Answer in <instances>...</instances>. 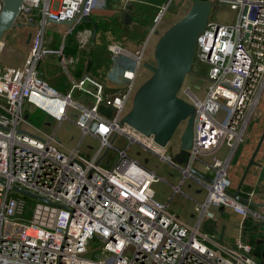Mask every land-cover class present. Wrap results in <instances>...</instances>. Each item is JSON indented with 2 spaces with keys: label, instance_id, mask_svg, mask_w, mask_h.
I'll list each match as a JSON object with an SVG mask.
<instances>
[{
  "label": "built area",
  "instance_id": "built-area-1",
  "mask_svg": "<svg viewBox=\"0 0 264 264\" xmlns=\"http://www.w3.org/2000/svg\"><path fill=\"white\" fill-rule=\"evenodd\" d=\"M94 1L60 0L54 12L50 0H38L34 7L24 2L12 27L27 33L29 53L20 64L0 66V264H264L242 235L245 218L260 217L250 209L255 191L240 189L247 200L241 202L231 194L227 175L264 90V0H223L234 19L216 27L210 18L198 34L192 70L207 64V86L203 98L188 86L178 94L196 110L193 145L182 162L173 157L178 146L172 156L165 155L168 146L119 125L131 107L144 49L166 3L139 48L109 43L110 63L100 74L84 70L61 92L39 72V61L50 50L49 20H74L62 30L65 41L56 54V62L68 67L78 59L66 52L68 38L72 35L80 46L88 41L84 16L91 20ZM26 106L40 109L58 126L73 122L81 131L76 145L63 146L56 131L34 134L19 128ZM86 135L99 141L92 156L81 152ZM118 135L128 140L126 149L136 144L178 168L180 184L192 178L203 186L205 196L194 204L191 222L155 200L152 184L159 176L126 149L118 150L113 166L101 165ZM222 146L226 154L219 157ZM196 161L202 171L194 167ZM224 210L239 219L232 244L220 237L224 222L217 221L216 211L222 215ZM206 220L213 223L212 231L203 227Z\"/></svg>",
  "mask_w": 264,
  "mask_h": 264
},
{
  "label": "rangeland",
  "instance_id": "rangeland-1",
  "mask_svg": "<svg viewBox=\"0 0 264 264\" xmlns=\"http://www.w3.org/2000/svg\"><path fill=\"white\" fill-rule=\"evenodd\" d=\"M146 1L151 2L152 0ZM181 1L183 0L166 1V10L157 26L159 29L160 27H162V23L167 19L169 13L176 11V16H182L186 9L180 8L177 10V8L180 7ZM216 4H219V6L218 8L214 7L211 14V19H213L214 13L218 14L221 20L234 18V12L230 9L228 1L215 0V6ZM142 5L143 6L139 8V11L141 12V14H144V16L147 17V15H149L152 10L150 8L151 6L147 4ZM157 11H160V8H158ZM144 16L140 17L144 18ZM137 21L139 23L142 22L140 18ZM99 27L100 31L109 28L111 30L113 29V31L115 30L114 24L104 18L100 19ZM137 28L138 27H133V29H121L120 27H118V37L122 38L123 36H127L128 38L135 39L138 37V35H140ZM90 36L88 38V41L83 46H80L72 35L69 36L66 52L70 55H74L75 57L77 56L78 59L77 61H75V63H72V65L69 64L68 67H62L63 65H60L56 62V54L65 41L63 35H58V37L56 36V40L50 45V50L48 51V53L39 61V72L47 82H49L57 89H59V85H62L61 88L67 87L68 89L69 83L81 74L87 62H89V70L91 71V73L98 75V72L103 71V65L108 60L109 56L108 45L110 42L107 41L106 37L102 33H100L99 37H96L94 33L91 38ZM156 38L152 37V39L150 40V42H148L144 49V56L142 58L141 66L139 67L136 76V87L139 86V82L141 80L151 74V72L146 67H144V62H154L153 48ZM26 39L27 33L25 32V30L11 29L5 34L0 46V66L17 65L27 57L29 53V46L27 45L28 42ZM129 48L131 50H135L139 47H137L136 44L134 46H129ZM22 53L23 55H20ZM15 55H18V57L14 58ZM193 73L194 74H189L186 76L183 87L188 86L194 94H196L199 98H203L204 91L207 86V81L205 80L208 73L207 64L201 63L199 66H196L195 70H193ZM180 92L182 94V91ZM25 109L26 112L24 114L26 115V121L24 125H19V128L24 127L34 134H40V131L42 133L52 134V132L56 131L55 134L60 139L61 144L67 148L74 147L78 142L81 136V131L74 125L73 122L66 120L58 126V123L54 119L47 116L40 109H34L29 106H26ZM262 109L264 110V90L258 108L246 129L244 136L245 139L235 150L234 156L229 165H231L235 161L236 157L239 154V151L241 152L243 144L247 141L250 127L252 123L259 118ZM183 124L184 123L181 124L180 128L177 129V132H175V134L172 136L170 144L165 151V155L172 156L175 148L179 146V138ZM114 144L115 149H109L106 158L101 161V165L104 167L109 168L117 162L119 158L118 150L126 149L128 140L126 139V137L118 135L115 138ZM88 146H92L93 148H89ZM98 146V139L90 135H86L81 146V152L85 156H92ZM126 151L128 156L137 160L147 169L155 172L156 175L159 176L160 179L152 184V189L155 192V200L163 204L166 203L168 205V209L171 212L177 214L185 222H191L190 218L193 213L194 204L196 203V201H201L204 198L205 189L203 188V186L198 181L192 178H187L182 184H180L182 173L178 168L171 166L168 162L161 160L157 155L148 150L142 149L136 144L129 145ZM224 154H226V147L222 146L218 153V156L223 157ZM106 160H108V162ZM205 161H210V157H206ZM194 167H197L198 169H200V171H202L203 164L200 161H196L194 163ZM177 185H179L180 190L175 192L172 186ZM198 190L199 192H197ZM30 201L33 202L32 200ZM228 213V211L224 210L222 211V215H220L216 211L217 221H226L229 216ZM209 224L213 223H210V221L206 220L203 222V227ZM226 236H228V234H226Z\"/></svg>",
  "mask_w": 264,
  "mask_h": 264
},
{
  "label": "water",
  "instance_id": "water-1",
  "mask_svg": "<svg viewBox=\"0 0 264 264\" xmlns=\"http://www.w3.org/2000/svg\"><path fill=\"white\" fill-rule=\"evenodd\" d=\"M188 10L172 25L162 32L156 31L157 39L153 48L154 62H144L151 74L135 90L131 107L119 121V125L127 124L145 136H152L153 141L161 147L170 143L172 136L180 128L178 151L173 157L177 162H182L188 150L193 145L195 107L189 101L180 97L185 78L193 73L196 39L202 32L211 17V0H189ZM0 42L5 34L12 29L15 19L20 12L24 0H0ZM90 21L88 16H84ZM131 19L129 12L124 15L123 22L127 24ZM213 20V19H212ZM50 22L70 25L74 20ZM219 26L217 20H213ZM34 25L30 26V30ZM95 33V30H94ZM264 136V130L260 142ZM115 136L112 138L114 140ZM58 140V138L56 137ZM259 142V143H260ZM259 143L245 168L244 174L231 194L243 203L247 200L239 195V188L243 183L245 174L254 163ZM194 173H198L193 170ZM201 175V174H200ZM205 180L208 177L203 176ZM251 205H254L251 203ZM222 237V233L220 235Z\"/></svg>",
  "mask_w": 264,
  "mask_h": 264
},
{
  "label": "crops",
  "instance_id": "crops-1",
  "mask_svg": "<svg viewBox=\"0 0 264 264\" xmlns=\"http://www.w3.org/2000/svg\"><path fill=\"white\" fill-rule=\"evenodd\" d=\"M163 1V2H162ZM167 0H152L151 2H148L146 0H95L94 5H91L90 7V18L91 20L88 22L93 23H100V19L104 18L108 20L109 22L114 24L115 30L104 29L103 31H100V27H98L97 30H94L92 27L88 26L86 23H84V28L90 29L93 35H96V37L100 36V33H102L107 41L110 43L112 41L123 43L126 46H134L140 44L144 38L147 35L148 29L153 25L154 17L157 13V10L159 6L163 3H166ZM212 1V12L214 7L218 8L219 4H216L215 6V0ZM26 4H30L33 7L37 5L38 0H25ZM189 0H183L180 2V7L177 8H185V12L188 10L190 6ZM1 4V3H0ZM147 4L151 6L152 9L149 15L144 16V14H141L139 11V8H141L143 5ZM60 7V0H50L49 9L50 11H58ZM130 7V8H128ZM153 7V8H152ZM36 8V7H35ZM132 8V9H131ZM36 12V11H35ZM126 12H129L131 15V19L127 24H124V15ZM176 12V11H175ZM172 12L168 14L167 19L162 23V27L160 29L158 28L157 31L162 32L165 29H167L170 25H172L179 17L176 16V13ZM184 12V13H185ZM211 12V14H212ZM183 13V14H184ZM182 14V15H183ZM140 16H144V18H141ZM140 18L142 22H138L137 20ZM211 18V17H210ZM234 19V18H233ZM233 19L227 18L225 20H221L219 18L218 14L213 15V20H217L221 24H227L230 23ZM66 24H57V23H49L46 25L45 29V39L47 40V44L51 45L56 40V36L61 34L62 30H65ZM120 27L121 29L124 27L125 29H133V27H138V35L137 38H128L127 36H123L122 38L118 37V31L117 28ZM16 28V27H15ZM18 30V29H16ZM20 30V29H19ZM117 31V32H116ZM90 36V38H91ZM152 37L156 38L157 34L155 33ZM150 38V40L152 39ZM158 38V37H157ZM156 38V39H157ZM155 39V41H156ZM93 40V38H92ZM149 40V42H150ZM154 41V43H155ZM110 60L108 59L104 63V69H107ZM10 66V65H8ZM89 70V62L86 63V66L83 68L82 71ZM91 72V71H90ZM100 74V72H98ZM149 76H146L145 78H148ZM144 78V79H145ZM141 80L139 82V85L144 81ZM62 85H59V91L65 92L67 91V87L61 88ZM264 130V110L262 109V112L258 119H256L249 130L247 141L243 144L241 152L239 151L238 156L236 157L235 161L228 166L227 175L231 182V189L236 190L237 186L242 178V175L244 174L245 168L249 163V160L252 158V155L260 142V138L262 136ZM254 163L251 164L248 168L247 173L245 174V177L243 179V183L241 184L239 190H250L253 189L255 191V195L252 198V202L254 205H251L250 203V209L253 211H256L260 214L259 219H257L258 225L262 226L264 223V136L259 143V146L257 148V151L255 155L253 156ZM199 192V190L197 191ZM205 196V195H204ZM228 219L226 221H220L222 224L224 222V227L222 229V237L225 241L228 243H233L235 239L238 237V229L235 227L238 223V217L233 212L228 211ZM205 228L212 231L213 228L211 227V224L206 225ZM260 232H262L260 230ZM228 234V236H226ZM244 239H247V236L242 234ZM247 241V240H246Z\"/></svg>",
  "mask_w": 264,
  "mask_h": 264
},
{
  "label": "trees",
  "instance_id": "trees-1",
  "mask_svg": "<svg viewBox=\"0 0 264 264\" xmlns=\"http://www.w3.org/2000/svg\"><path fill=\"white\" fill-rule=\"evenodd\" d=\"M86 24L92 27L93 30H97L99 27L98 23H93L92 21ZM242 233L247 236L246 240L252 246L253 255L259 258V260L264 261V228L258 225L257 220L248 216L244 220Z\"/></svg>",
  "mask_w": 264,
  "mask_h": 264
},
{
  "label": "bare ground",
  "instance_id": "bare-ground-1",
  "mask_svg": "<svg viewBox=\"0 0 264 264\" xmlns=\"http://www.w3.org/2000/svg\"><path fill=\"white\" fill-rule=\"evenodd\" d=\"M0 46H1V43H0ZM20 55H23V53H22V54H20ZM24 56H25V55H24ZM11 57H12V56H11ZM16 57H18V55H15V56H14V58H16Z\"/></svg>",
  "mask_w": 264,
  "mask_h": 264
}]
</instances>
